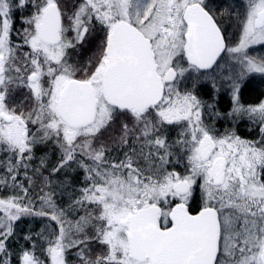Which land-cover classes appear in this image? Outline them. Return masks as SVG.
<instances>
[{"label": "snow or ice", "instance_id": "obj_1", "mask_svg": "<svg viewBox=\"0 0 264 264\" xmlns=\"http://www.w3.org/2000/svg\"><path fill=\"white\" fill-rule=\"evenodd\" d=\"M257 47L264 0H0V264H264Z\"/></svg>", "mask_w": 264, "mask_h": 264}, {"label": "trees", "instance_id": "obj_2", "mask_svg": "<svg viewBox=\"0 0 264 264\" xmlns=\"http://www.w3.org/2000/svg\"><path fill=\"white\" fill-rule=\"evenodd\" d=\"M233 31L235 30L233 29ZM255 50V55H264V48L257 47ZM242 99L245 103L259 102L264 99V77L259 75L249 77L242 85ZM239 133L248 138L255 135V132L246 123L240 126Z\"/></svg>", "mask_w": 264, "mask_h": 264}, {"label": "rangeland", "instance_id": "obj_3", "mask_svg": "<svg viewBox=\"0 0 264 264\" xmlns=\"http://www.w3.org/2000/svg\"><path fill=\"white\" fill-rule=\"evenodd\" d=\"M251 51V54H253V55H255V53H256V50L255 49H252V50H250ZM253 52V53H252ZM77 183H79V181H77ZM67 201V197H65L64 198V202H66Z\"/></svg>", "mask_w": 264, "mask_h": 264}, {"label": "flooded vegetation", "instance_id": "obj_4", "mask_svg": "<svg viewBox=\"0 0 264 264\" xmlns=\"http://www.w3.org/2000/svg\"><path fill=\"white\" fill-rule=\"evenodd\" d=\"M55 161H54V159H53V163H54ZM82 179V178H81Z\"/></svg>", "mask_w": 264, "mask_h": 264}]
</instances>
